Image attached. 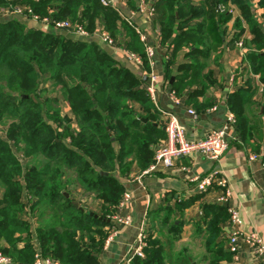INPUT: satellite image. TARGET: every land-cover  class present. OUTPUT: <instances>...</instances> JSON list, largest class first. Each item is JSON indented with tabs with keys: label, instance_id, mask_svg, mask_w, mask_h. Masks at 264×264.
I'll list each match as a JSON object with an SVG mask.
<instances>
[{
	"label": "trees",
	"instance_id": "obj_1",
	"mask_svg": "<svg viewBox=\"0 0 264 264\" xmlns=\"http://www.w3.org/2000/svg\"><path fill=\"white\" fill-rule=\"evenodd\" d=\"M233 2L254 36L247 62L264 84V30L250 7L254 4L264 18V0L153 1L161 43L172 48L167 66L180 56L189 59L178 66L171 84L177 97L193 104L216 84L205 70L213 58L218 64L226 38L229 12L219 8ZM19 6L42 19L82 26L90 35L102 30L121 39V17L101 0H0V8ZM122 26L127 50L149 72L139 37L125 22ZM250 81L229 96L227 105L242 141L260 151L262 136L255 134L261 130L252 108L262 106L264 114V101L254 102L258 86ZM143 85L96 41L28 28L18 19L0 21V253L12 263L34 264L39 252L61 264H100L98 255L125 192L119 178L129 176L134 166L148 168L157 145L167 138L162 115ZM78 193L85 202L99 203L95 211H88L84 201L75 206ZM170 212L164 220L158 214L157 221L167 224ZM208 212L206 247L218 250L220 224L229 213L222 205L210 206ZM146 243L144 258L131 264H192L188 256L173 252L175 237L163 243L149 233Z\"/></svg>",
	"mask_w": 264,
	"mask_h": 264
},
{
	"label": "crops",
	"instance_id": "obj_2",
	"mask_svg": "<svg viewBox=\"0 0 264 264\" xmlns=\"http://www.w3.org/2000/svg\"><path fill=\"white\" fill-rule=\"evenodd\" d=\"M153 1L150 0V2ZM229 6L232 7L233 12L229 13L230 20L226 24L225 42L222 50L218 53V64L213 62V58L209 68L205 70V72L213 73L216 84L195 100V103H200L201 107L198 104L187 102L186 97H178L180 99L178 104H175L171 99V84L175 81V76L179 74L178 66L188 62L189 59L180 56L176 63L167 66L172 57V48L169 49L161 43L162 31L159 16L150 17L146 12L141 11L139 0H128L127 3L121 5L123 17L119 15L121 21L118 22L121 39L116 47L104 45L97 33L87 38L80 37L74 31L57 30L53 25L34 21L28 16L14 15L10 10L0 16L1 22L18 19L28 28L43 32L54 31L68 38L98 42L124 67L143 80V88L148 93L149 87L154 88L155 101L151 98L150 93L149 95L156 110L162 115L164 134L166 133L167 113L180 119L190 141L204 139L213 129L227 128L229 148L218 162L210 161L200 154H191L178 159L171 169H159L143 176L142 173L150 166L145 170L134 166L129 176L119 178L125 188L124 193L131 194L132 198L124 209L117 211V214L123 217L129 215L132 222L130 225L118 228L112 241L108 245H104L98 255L100 264H128L127 258L142 233H145L146 237L149 233H153L163 243H167L170 237H175L173 252L188 256L192 260V264H261L247 245L241 246L237 260L229 251L228 236L234 230L230 223V217L220 224L221 232L216 239L219 249L206 247L210 224L208 208L213 205H222L227 210L229 207L238 210L243 221L240 230L243 233H256L262 237L264 242L263 107L252 108V113H255L258 118L254 122H258L259 130H261V133L258 132L255 135L261 134L262 136L260 151H257L255 145L242 141L235 121L229 120L233 112L227 105L229 96L245 87V82L249 77L250 82L254 86H258L254 102L261 103L264 101V84L253 75L252 69L249 67L251 65L247 62V54L252 48L249 43L254 39V36L249 31L238 5L233 2ZM250 7L253 14H256L258 24L264 30V18L261 15V10H258L252 3ZM124 17L130 19L135 26L143 31L147 36L148 44L156 51L154 64L150 65L149 72L144 70L143 64L136 63L128 56L126 51L128 38H126V31L122 26V22L126 24L128 22ZM241 33L243 35L238 42L243 41L246 44L245 51L238 47V42L232 43L235 37ZM137 36L139 37L138 34ZM244 72L245 76L242 78L241 74ZM168 73H170L171 79ZM196 90L194 87L190 89V92ZM190 109L195 112L194 115L189 113ZM65 114L71 119L73 129L77 130L78 125L74 115L68 109L65 110ZM164 141H161L157 147ZM252 155L259 156V159L252 161L250 159ZM210 173H216L218 177L228 181L231 195L228 203H220L218 200L225 192L222 188L215 187L206 193H199L195 183L191 182L194 177H204ZM95 204L94 208L96 209L99 203ZM166 210L171 211L169 222L165 224L164 221H157L158 214L161 215L162 220L166 219ZM229 252L233 258L223 259L224 255L228 257Z\"/></svg>",
	"mask_w": 264,
	"mask_h": 264
},
{
	"label": "built area",
	"instance_id": "obj_3",
	"mask_svg": "<svg viewBox=\"0 0 264 264\" xmlns=\"http://www.w3.org/2000/svg\"><path fill=\"white\" fill-rule=\"evenodd\" d=\"M40 1V0H36ZM128 0H101V4L104 7H108L117 12L121 17H123L121 11V5L127 3ZM139 9L141 11L146 12L150 17H155L157 15V11L155 9L154 3L150 2V0H139ZM219 10L224 12L227 10L229 13L233 12L231 6H223L220 7ZM8 9L0 8V16L7 13ZM14 15L19 16H28L34 21L43 22L45 24L53 25L57 30L63 31H74L80 37L87 38L90 34L82 27V26H73V24L69 21H53L50 18H40L37 15H33L31 9L26 7L19 6L13 10ZM128 24L135 30V32L139 35L140 41L143 43L145 47V53L149 60L150 65L154 64V57L156 55L155 49L148 44L147 36L143 33V31L135 26L132 21L126 17H124ZM96 34V33H95ZM97 36L102 41V43L108 47H116L118 42L107 32L99 31L97 32ZM238 47L245 51V45L243 41L238 42ZM130 59L135 61L136 63L142 65V59L136 54L126 50ZM259 79L258 76H255ZM151 98L155 101L154 98V88L151 86L148 88ZM171 99L175 104L180 102V99L177 97L174 91L170 93ZM191 115H194L195 112L193 110H189ZM167 121L165 123V132H166V140L160 144L155 149V157L154 162L150 165V167L145 170L142 175H148L159 169H171L174 167L175 162L183 157H187L191 154H200L206 159L214 162H218L224 154L227 152L229 148V141L227 135V128L221 127L213 129L204 139L198 141H190L187 138L186 131L182 126L180 119L171 114L167 113ZM229 120L231 122L235 121L234 115H230ZM252 161L259 159V156L252 155L250 157ZM191 182L195 183L196 189L199 193H206L209 190L218 187L222 188L225 192L218 199L220 203H228L230 198V191L228 188V181L225 178H220L216 173H210L204 177H194ZM131 194L124 193L122 199L120 201L118 211L124 209L129 202L131 201ZM228 213L230 217V223L234 227V230L228 236V249L234 255L235 260L238 259L239 253L241 251L242 245H247L253 255L260 261L261 264H264V242L262 237H260L256 233H243L240 228L243 225V221L240 217L238 210L233 207L228 208ZM113 229L109 235V237L105 241V245H108L114 236L117 234V230L120 227L130 225L132 222V218L128 216H120L119 214L114 215L111 218ZM146 235L142 233L130 252V255L127 258V263L131 264L132 260L136 257L144 258V249L146 248ZM12 261L3 256L0 253V264H11ZM34 264H61L56 260L50 258H44L39 252L36 255V259Z\"/></svg>",
	"mask_w": 264,
	"mask_h": 264
},
{
	"label": "rangeland",
	"instance_id": "obj_4",
	"mask_svg": "<svg viewBox=\"0 0 264 264\" xmlns=\"http://www.w3.org/2000/svg\"><path fill=\"white\" fill-rule=\"evenodd\" d=\"M244 45H246L245 43H244ZM75 199H76V201H77V203L79 202V201H84L83 200V196L80 194V193H78V194H76L75 195ZM85 199V198H84ZM84 203V205L87 207V210L88 211H95V208H94V206L96 205L93 201H91V200H88V202H83Z\"/></svg>",
	"mask_w": 264,
	"mask_h": 264
},
{
	"label": "water",
	"instance_id": "obj_5",
	"mask_svg": "<svg viewBox=\"0 0 264 264\" xmlns=\"http://www.w3.org/2000/svg\"><path fill=\"white\" fill-rule=\"evenodd\" d=\"M263 54H264V53H263ZM67 197H68V195H67ZM75 206H76V207H79V203L75 202ZM225 206H227V205H225Z\"/></svg>",
	"mask_w": 264,
	"mask_h": 264
}]
</instances>
